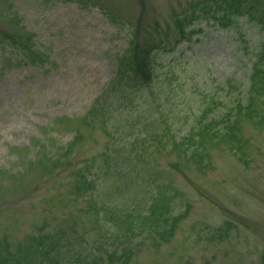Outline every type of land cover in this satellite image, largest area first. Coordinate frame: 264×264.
I'll return each instance as SVG.
<instances>
[{
  "label": "rangeland",
  "instance_id": "rangeland-1",
  "mask_svg": "<svg viewBox=\"0 0 264 264\" xmlns=\"http://www.w3.org/2000/svg\"><path fill=\"white\" fill-rule=\"evenodd\" d=\"M194 1L0 0V236L18 244L87 219L86 199L72 193L75 171L109 136L83 116L135 36L141 46L166 40L160 60L184 58L222 82H248L263 31L245 17L230 27L203 20L178 42L172 14ZM77 132L82 140L68 153ZM245 134L250 165L225 145L207 172L172 169L177 154L159 155L189 211L159 246L148 231L136 237L130 264H264V126L247 123Z\"/></svg>",
  "mask_w": 264,
  "mask_h": 264
},
{
  "label": "trees",
  "instance_id": "trees-1",
  "mask_svg": "<svg viewBox=\"0 0 264 264\" xmlns=\"http://www.w3.org/2000/svg\"><path fill=\"white\" fill-rule=\"evenodd\" d=\"M242 17L263 31L248 82H222L200 62L158 59L168 45L162 38L145 46L131 40L83 116L109 136L75 171L72 193L86 199L87 219L77 215L68 227L28 234L18 244L0 236V264H130L140 249L136 237L148 231L159 246L189 211L181 188L158 166L161 153L177 154L172 169L207 172L214 148L225 145L250 165L245 125L264 126V0H197L172 22L181 42L203 20L230 27ZM82 137L76 133L68 153Z\"/></svg>",
  "mask_w": 264,
  "mask_h": 264
}]
</instances>
